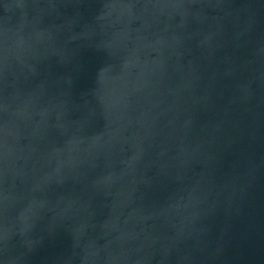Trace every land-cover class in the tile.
Here are the masks:
<instances>
[{"label":"water","instance_id":"water-1","mask_svg":"<svg viewBox=\"0 0 264 264\" xmlns=\"http://www.w3.org/2000/svg\"><path fill=\"white\" fill-rule=\"evenodd\" d=\"M0 264H264V0H0Z\"/></svg>","mask_w":264,"mask_h":264}]
</instances>
